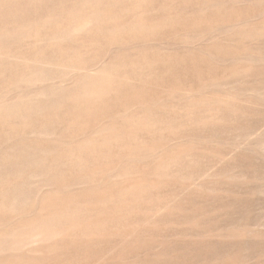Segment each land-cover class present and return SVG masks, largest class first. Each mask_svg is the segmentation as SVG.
Segmentation results:
<instances>
[{
  "label": "rangeland",
  "instance_id": "obj_1",
  "mask_svg": "<svg viewBox=\"0 0 264 264\" xmlns=\"http://www.w3.org/2000/svg\"><path fill=\"white\" fill-rule=\"evenodd\" d=\"M54 33H58L59 37ZM50 35L53 38L51 40ZM46 57H55V61H49ZM43 60L47 61V69L43 66ZM53 61L61 72L54 63L56 68L52 65ZM127 63H132V70ZM119 64L122 67L125 64L123 75ZM38 65L43 66L42 70ZM31 67H40V70L38 68L34 72ZM115 67L118 69H115L118 71L116 74ZM136 67L139 69H135L137 74L146 70L143 77L141 73L136 74L139 79L134 76ZM31 71L34 75H30ZM101 71H105V74L107 71L108 74L114 72L112 80L115 81V87L104 84L102 90L106 91L103 90L105 95L99 96L104 99L100 102L99 97L93 98L95 100H90L93 101L91 106L89 98L82 96L83 91L81 94L78 87L83 83L84 86L89 83L92 85L94 77L99 78ZM125 76L129 79H124ZM85 79L89 80L85 82ZM68 90L71 94L67 93ZM64 91L70 98L63 97ZM188 91L193 94L190 95ZM159 97L168 99L161 101ZM24 98L30 104L21 107L28 102ZM86 100L87 105L84 104ZM174 101L177 103L175 106ZM73 102L78 104L74 105ZM168 108L169 112L173 111L167 112ZM0 110V115H5V118L0 117V162L5 159L14 162L17 158L28 160L17 165L15 174V168H7V165L0 163V176L12 174L17 183L21 182L20 191L23 193L15 201L0 199V204L9 203L13 207L0 209V237L25 222L59 225L69 215L75 216L78 212L77 217L80 216L82 223L80 228L86 231L88 226L87 231L91 227L89 231L96 229L95 233H98V236L87 234L92 245L87 248L81 244L84 250L79 245L81 242L78 243L71 234H66V238L62 237V244H58L60 248L56 246L52 252V243L45 244L44 251L49 248V253L44 252L42 259L30 255L35 258L30 263L38 260L40 264H92L90 262L96 258L93 264H264V0H0ZM22 111L28 116L21 114ZM126 111H129L128 115ZM209 111L211 114L213 112L212 117L216 121L207 119L205 113L210 114ZM178 113L179 116L176 115ZM143 114L146 117L143 119L150 120L154 118L153 115H156V119L140 122ZM196 114L198 117L205 115V120L201 117L204 121L200 122L201 118H196ZM171 116L174 127L171 126ZM6 118L9 121L8 130ZM161 119L169 121L170 125L166 121L161 122ZM23 120L26 124H22ZM17 121L19 125L13 123ZM144 122L148 124H142ZM113 123L120 126L117 128ZM119 123L125 124L121 127ZM150 123L153 125L149 126ZM158 123L159 127L166 123L162 131ZM192 123L196 125L195 128L190 125ZM47 125L51 127L47 128ZM141 125H147V128H140ZM121 128L124 129L119 130ZM115 132L120 134L113 135ZM121 137L124 138L123 145ZM108 138L113 141L116 138V143L112 141L111 144ZM164 139L170 140L166 142ZM84 141L85 144H82ZM99 141H107L108 144L104 142L103 145ZM165 144L170 145L165 147ZM148 150L151 153L153 151L154 155ZM136 152L149 154L144 157L142 153ZM77 155L81 156L79 162L78 157L74 159ZM66 157L73 159L76 165H70L69 159H62L67 162L60 165L61 158ZM41 158L43 160L39 162ZM119 158L121 163L115 162ZM172 158H176L186 168L181 174L177 173L173 177L166 174L167 177L162 178L163 172L168 171H162L160 167L170 164ZM80 161L85 164L78 169ZM50 162L56 164L54 170ZM66 163H69V167ZM89 166L91 170H88ZM171 168L172 165L168 170ZM153 171L159 177L154 176ZM100 172L104 174L100 175ZM120 172L124 175L121 176ZM81 176L82 179H79ZM97 176H104L100 178L103 183L97 181ZM87 178L93 179V182ZM195 179L196 182H193ZM137 185L139 189L142 186L148 189L143 187L138 191ZM151 186L155 187L151 189ZM141 190H146L142 192L146 195L141 197ZM130 193L137 194L133 196ZM133 197H140L141 200L135 201ZM106 199L109 200L105 205ZM112 202L115 203L113 207ZM112 208L114 211L110 212ZM119 216L121 219L124 217L122 221ZM100 223L105 225H102L105 230ZM66 239L75 243H68ZM72 245L76 248L75 252ZM12 254L9 251L2 252L0 260H6V257L12 260L15 256L31 258L26 250L15 252L13 257H9ZM73 254L79 257L75 258Z\"/></svg>",
  "mask_w": 264,
  "mask_h": 264
},
{
  "label": "bare ground",
  "instance_id": "obj_2",
  "mask_svg": "<svg viewBox=\"0 0 264 264\" xmlns=\"http://www.w3.org/2000/svg\"><path fill=\"white\" fill-rule=\"evenodd\" d=\"M86 13H87V12H86ZM88 14H89V12H88ZM90 16H92V15H90ZM133 24H134V23H133ZM135 26H136V25H135ZM140 26H142V25H140ZM143 26H144V28H145V25H143ZM49 27H50V26H49ZM128 27H129V25H128ZM130 27H132V26H131V23H130ZM136 27H137V26H136ZM136 27H134V28H136ZM47 29H49L48 26H47ZM65 29H66V28H65ZM65 29H64V30H65ZM137 29H138V28H137ZM139 29H140V28H139ZM141 29H142V28H141ZM145 29H146V28H145ZM37 30H38V29H37ZM42 30H43V29H42ZM142 31H143V30H142ZM67 32H68V31H67ZM32 33H33V32H32ZM61 33H62V32H61ZM61 33H60V34H61ZM33 34H34V33H33ZM40 34H41V33H40ZM133 34H134V33H133ZM136 34H137V33H136ZM29 35H30V34H29ZM31 35H32V34H31ZM54 35H55V33H54ZM56 35L58 36V33H57ZM56 35H55V36H56ZM50 36H51V37H50L49 39H50V40L53 39V38H52V35H50ZM38 37H40V35H39ZM45 37H46V35H45ZM48 37H49V35H48ZM58 37H59V36H58ZM33 38H34V37H33ZM42 38H43V37H42ZM47 39H48V38H47ZM48 41H49V40H48ZM122 41H123V40H122ZM122 41H121V42H122ZM123 42H124V41H123ZM42 50H43V49H42ZM39 52H40V51H39ZM36 53H37V52H36ZM51 53H52V52H51ZM39 55H40V54H39ZM39 55H37V56H39ZM41 55H42V54H41ZM59 55H60V54H59ZM55 57H56V56H55ZM55 57H54V59H55ZM58 57H59V56L57 55L56 58H58ZM36 58H37V57H36ZM46 58H47V57H46ZM46 58H44V59H46ZM67 58H68V57H67ZM12 59H17V58L12 57ZM21 59H23V58H21ZM38 59L40 60L41 58L38 57ZM42 59H43V58H42ZM47 59H48V58H47ZM47 59H46V60H47ZM51 59H52V58H51ZM51 59H48V60H49V61L54 60V59H52V60H51ZM46 60H45V61H44V60L42 61V62H44V63H43V64H44L43 66H45V69H47V68H46V65H45V62H47ZM56 60H57V59H56ZM67 60H68V59H67ZM20 61H21V60H20ZM35 61H37V60H35ZM54 61H55V60H54ZM54 61L52 62V65H53V63L55 64ZM58 61H59V63H60V60H59V59H58ZM109 61H110V60H109ZM56 62H57V61H56ZM68 62H70V61H68ZM132 62H133V61H132ZM105 63H106V62H105ZM114 63H115V62H114ZM118 63H119V62H118ZM118 63H117V64H118ZM129 63H130V62H129ZM129 63H127V65H130V66H131L132 63H131V64H129ZM136 63H138V62H135V64H136ZM155 63H156V62H155ZM46 64H47V63H46ZM48 64L51 65V62H48ZM48 64H47V65H48ZM121 64H122V63H121ZM55 65H56V64H55ZM55 65H53V66L55 67ZM112 65H114V64H112ZM138 65H139V64H138ZM148 65H151V63L148 64ZM38 66H40V65H38ZM43 66H42V67H43ZM53 66H52V67H53ZM60 66H62V65H60ZM107 66H109V65H107ZM124 66H125V64H123V67H124ZM132 66H133V65H132ZM132 66H131V67H132ZM146 66H147V65H146ZM40 67H41V66H40ZM40 67H37V69L39 68V70H40ZM42 67H41V70H42ZM56 67H57V65H56ZM56 67H55V68H56ZM70 67H71V66H70ZM72 67H73V66H72ZM95 67H96V66H95ZM119 67L121 68L120 71H121V73H122V75H123V71H122V68H123V67L120 66V64H119ZM131 67H130V69L132 70L133 67H132V68H131ZM143 67H144V66H143ZM149 67H150V66H149ZM149 67H148V68H149ZM31 68H32V67H31ZM31 68H30V69H31ZM33 68H34V67H33ZM33 68H32V69H33ZM48 68H50V67H48ZM57 68H58V67H57ZM59 68H60V67H59ZM59 68H58V71H59ZM65 68H66V67H65ZM65 68H64V69H65ZM77 68H78V67H77ZM111 68H113V67L111 66ZM120 68H119V69H120ZM124 68H126V67H124ZM144 68H146V67H144ZM151 68H154V67H151ZM35 69H36V68H35ZM35 69H33L32 71H34ZM37 69H36V70H37ZM52 69H53V68H52ZM67 69H68V68H67ZM73 69H74V67H73ZM96 69H99V68H96ZM106 69L109 71L108 68H106ZM115 69L118 70L116 67L114 68V70H115ZM135 69H138V68H137V67L134 68V72H135V75H134V76H135V77H138V76H136V74H137L136 71H137V70L135 71ZM53 70L55 71V69H53ZM101 70H102V67H101ZM116 70L114 71L115 73L113 72L114 74H116V72H118V71H116ZM138 70H139V69H138ZM140 70H141V69H140ZM27 71H28V70H27ZM32 71H31L30 75L33 74ZM50 71H51V70H50ZM54 71H53V72H54ZM62 71H63V70H62ZM99 71H100V70H99ZM108 71H107L106 74L104 73L105 71H103V72L101 71L102 74L99 75V78L94 77V78H95V81H93V80H92L93 78H92L91 81H93V82L89 81V82L92 83V85H90V83L88 82L89 85H87V84L85 83L86 85L84 86V83H83L82 86L85 87L84 90H82V89H83L82 86H80V87H82V88L78 87V88H79V91L81 90V91H80L81 94H82V91H83L82 96L84 95L85 97H87V99L89 98V101H90V100H93V98L96 99V98L99 97V96H104V95H105L104 93L106 92L104 89H103V90H104L105 92L102 90L104 84H107V85H109V86H113V83L115 82L114 80H112V74H113V73H110V72L113 71V70H111V71L109 72V74H108ZM125 71H126V70H125ZM125 71H124V72H125ZM141 71L143 72V70H141ZM141 71L138 72V74L141 73V74H142L141 77H143V76H144V73L146 72V70H145L144 73H142ZM34 72H35V71H34ZM48 72H49V71H48ZM51 72H52V71H51ZM56 72H57V71H56ZM56 72H55V73H56ZM59 72H61V70H60ZM63 72H64V71H63ZM74 72H75V71H74ZM127 72H129V71L127 70ZM130 72H131V74H132V71H130ZM57 73H58V72H57ZM68 73H69V71H68ZM97 73H98V71H97ZM97 73H95V74H97ZM119 73H120V72H119ZM121 73H120V74H121ZM70 74H71V73H70ZM70 74H69V75H70ZM127 74H128V73H127ZM127 74H126V75H127ZM129 74H130V73H129ZM138 74H137V75H138ZM33 75H34V74H33ZM65 75H67V73H66ZM65 75H64V76H65ZM69 75H68V76H69ZM81 75H82V74H81ZM118 75H119V74H118ZM122 75H120V76H122ZM124 75H125V74H124ZM93 76H94V75H93ZM95 76H97V75H95ZM116 76H117V75H116ZM116 76H115V77H116ZM127 76H128V75H127ZM127 76H125L126 78H124V79H129ZM129 76H130V75H129ZM85 77H86V76H85ZM87 77H89L88 74H87ZM131 77H133V76H131ZM131 77H130V79H132ZM146 77H147V76H146ZM81 78L84 79V77H81ZM81 78H80V79H81ZM72 79H73V78H72ZM110 79H111L112 81H110ZM113 79H114V75H113ZM117 79H118V77H117ZM138 79H139V77H138ZM88 80H89V79H88ZM88 80L85 79V82H87ZM115 80H116V79H115ZM120 80H122V79H120ZM143 80H144V79H143ZM72 81H73V80H72ZM124 81H125V80H124ZM132 81H133V80H132ZM134 81H136V80H134ZM213 81H214V80H213ZM220 81H221V80H220ZM220 81H219V83H220L219 86L221 87V82H220ZM222 81L224 82L225 80H222ZM235 81H236V80H235ZM235 81H234V82H235ZM79 82H80V81H79ZM81 82H82V81H81ZM125 82H126V81H125ZM127 82H128V80H127ZM137 82H138V81H137ZM137 82H135V83H137ZM234 82H233V83H234ZM75 83H76V84L78 83L77 80H76ZM130 83H131V81H129V84H130ZM133 83H134V82H133ZM204 83H205V82H204ZM204 83H203L202 85H204ZM211 83H212V82H211ZM209 84H210V83H209ZM222 84H223V83H222ZM227 84H228V82H227ZM230 84H231V83H230ZM62 85H63V84H62ZM74 85H75V84H74ZM74 85H73L72 88H74ZM117 85H118V84H117ZM205 85H206V84H205ZM207 85H208V84H207ZM213 85H214V84H213ZM215 85H216V84H215ZM217 85H218V83H217ZM210 86H211V85H210ZM224 86H225V85H224ZM64 87H65V86H64ZM68 87H69V86H68ZM68 87H67V89H69ZM113 87H115V85H114ZM113 87H112V88H113ZM116 87H117V86H116ZM199 87H201V86H199ZM204 87L206 88V86H204ZM72 88H70V89H72ZM76 88H77V87L75 86V89H76ZM120 88H121V86H120ZM64 89L66 90V88H64ZM105 89H107V88H105ZM198 89H199V88H198ZM201 89H202V88H201ZM201 89H200V90H201ZM260 89H261V88H260ZM60 90H61V89H60ZM76 90H77V89H76ZM257 90H259V89H257ZM66 91H67V90H66ZM73 91H74V90H73ZM112 91L114 92L113 89H112ZM129 91H130V90H129ZM174 91H177V90H174ZM195 91L198 92L197 89H195ZM195 91H192V92H195ZM64 92H65V91H64ZM64 92H63V93H64ZM76 92H77V91H74V93H76ZM110 92H111V90H110ZM188 92L190 93V95L193 94V93H191V91H188ZM196 92H195V93H196ZM67 93H70L69 90H68ZM67 93L65 92L64 95H63V97L67 96V99H68V97L70 98V95H69V94H68L69 96L66 95ZM168 93H169V92H168ZM177 93H179V92L177 91ZM185 93H186V92H185ZM60 94H61V93H60ZM70 94H71V93H70ZM72 94H73V92H72ZM103 94H104V95H103ZM174 94H175V93H174ZM179 94H180V93H179ZM120 95H121V94H120ZM172 95H173V94H172ZM172 95H171V96H172ZM197 95H198V94H197ZM71 96L73 97L74 95H71ZM80 96H81V95H80ZM118 96H119V95H118ZM167 96H168V95H167ZM171 96H170V97H171ZM185 96H187V95H185ZM192 96H193V95H192ZM199 96H200V95H199ZM105 97H107V95H106ZM160 97H161V96H160ZM160 97H159V98H160ZM168 97H169V96H168ZM182 97H183V96H182ZM195 97H197V96H195ZM60 98H62V96H60ZM90 98H91V99H90ZM99 98H100V97H99ZM99 98H97V99H99ZM102 98H103V97H101V98L99 99L100 102H102V101H101ZM159 98H157V99L159 100ZM162 98H163V97H162ZM200 98H201V97H200ZM19 99L21 100V97H20ZM19 99H17V100H19ZM24 99H25V98H24ZM34 99H35V98H34ZM37 99H38V98H37ZM39 99H41V98H39ZM46 99H47V98H46ZM51 99H52V98H51ZM79 99H80V98H79ZM81 99H83V98H81ZM81 99H80V100H81ZM85 99H86V98H85ZM95 99H94V100H95ZM103 99H104V98H103ZM108 99H109V98H108ZM144 99H145V98H144ZM160 99H161V98H160ZM166 99H168V98L166 97ZM166 99H163V100H166ZM170 99H171V98H170ZM170 99H169V100H170ZM174 99H175V96H174ZM179 99H182V98H179ZM221 99H222V98H221ZM223 99H224V98H223ZM17 100H16V101H17ZM25 100H26V99H25ZM27 100H28V99H27ZM27 100H26V101H27ZM30 100H31V99H30ZM94 100H93V101H94ZM99 100H97V101H99ZM136 100H138V99H136ZM163 100L161 99V101H163ZM198 100H199V99H198ZM202 100H203V99H202ZM21 101H22V100H21ZM40 101H43V100H40ZM68 101H70V100H68ZM87 101H88V100H86V101L84 102V104H86ZM93 101H92V102L90 101L89 104H90V103H93ZM97 101H95V104H96V105H98V104L96 103ZM178 101H179V100H178ZM199 101H200V100H199ZM224 101H225V100H224ZM29 102H30V101L28 100V102H26V105H23V104H22L21 107L27 106L28 104H30ZM60 102H61V101H60ZM74 102H75V101H74ZM74 102H73V104H74ZM77 102L79 103L80 101H77ZM77 102H76V103H77ZM134 102H135V101H134ZM142 102H143V101H141V103H142ZM39 103H40V102H39ZM65 103H66V101H65ZM70 103H71V101H70ZM76 103H75V104H76ZM78 103H77V104H78ZM98 103H99V102H98ZM171 103H172V102H171ZM210 103H211V102H210ZM24 104H25V103H24ZM41 104H43V102H41ZM68 104H69V103H68ZM75 104H74V105H75ZM77 104H76V105H77ZM80 104H81V102H80ZM82 104H83V102H82ZM101 104H102V103H101ZM133 104H134V103H133ZM175 104H177V103H175V101H174L173 106H175ZM218 104H219V103H218ZM4 105H6V104H4ZM4 105H3V106H4ZM86 105H87V104H86ZM86 105H85V106H86ZM90 105H91V104H90ZM96 105H95V106H96ZM134 105H135V104H134ZM152 105H153V104H151V107H152ZM168 105H171V104H168ZM182 105H183V104H182ZM186 105L189 106L188 104H186ZM36 106H37V104H36ZM39 106H40V105H39ZM91 106H92V105H91ZM98 106H99V105H98ZM136 106H137V105H136ZM136 106H135V107L133 106V108H136ZM138 106H139V105H138ZM144 106H145V103H144ZM149 106H150V105H149ZM166 106H167V105H166ZM179 106L182 107L181 105H179ZM184 106H185V105H184ZM28 107H29V106H28ZM28 107H27V108H28ZM55 107H56V106H55ZM60 107H62V106H60ZM96 107H97V106H96ZM164 107H165V106H164ZM164 107H163V108H164ZM177 107H178V106H177ZM180 107H179V108H180ZM189 107H191V106H189ZM27 108H14V109H18V110L23 109V110H24V109H27ZM30 108H31V105H30ZM30 108H28V110H29ZM36 108H37V107H36ZM40 108H41V107H40ZM53 108H54V107H53ZM57 108H58V107H57ZM170 108H171V107H170ZM170 108H168L169 110H167V112L170 111ZM172 108H173V107H172ZM183 108H184V107H183ZM187 108H188V107H187ZM191 108H192V107H191ZM2 109H3V107H2ZM96 109H97V108H96ZM127 109H128V108H127ZM160 109H162V108H160ZM177 109H178V108H177ZM177 109H175V110H177ZM181 109H182V108H181ZM185 109H186V108H185ZM4 110H5V109H4ZM128 110H129V109H128ZM145 110L147 111L146 107H145ZM171 110H172V109H171ZM179 110H180V109H179ZM1 111H2V110H0V112H1ZM6 111H7V110H6ZM6 111H3V112H6ZM123 111H124V110H123ZM140 111L142 112L143 110H140ZM140 111H139L138 113H141ZM172 111H173V110H172ZM172 111H171V112H172ZM210 111H211V110H210ZM210 111H209V112H210ZM9 112H10V111H9ZM19 112H20V111H19ZM27 112H28V111H27ZM117 112H118V111H117ZM117 112H116V114H117ZM124 112H125V111H124ZM126 112H128V113L126 114V115H128V114H129V111H126ZM148 112H149V111H148ZM152 112H153V111H152ZM155 112H156V110H155ZM171 112H169V113H171ZM177 112L180 113V111H177ZM209 112H208V113H209ZM119 113H121V112H119ZM119 113H118V116H117L118 118L120 117V116H119ZM143 113H144V112H143ZM153 113H154V112H153ZM156 113H158V112H156ZM159 113H160V111H159ZM162 113H163V109H162ZM169 113H168L167 116L170 115ZM179 113L176 114V115L179 116ZM198 113H199V112H198ZM214 113H215V112H214ZM6 114H7V113H6ZM21 114H24V115L28 116L26 113H23V111H22ZM123 114H124V113H123ZM141 114H142V113H141ZM141 114L138 115V116H141ZM151 114H152V113H151ZM163 114H166V112L163 113ZM173 114H174V113H172V116H174ZM185 114H186V113H185ZM187 114H189V113H187ZM199 114H204V113H199ZM19 115H20V114H19ZM113 115H114V114H113ZM121 115H122V113H121ZM180 115H181V114H180ZM197 115H198V114H196L195 117H196ZM205 115H206L207 119H209V120H210V119H214V118L212 117L213 112H212V114H211V112H210V114H206V113H205ZM205 115H204V117H203L202 115H200L199 117L197 116V117H198L199 119H200L201 117H203L204 120H205ZM2 116H3V115H2ZM2 116L0 115V117H2ZM16 116H17V115H16ZM124 116H125V115H124ZM124 116H122V117H124ZM143 116H145V115H144V114L142 115L141 121L139 120V118H136V119L139 120L140 122H142V120H148V119H143V118H146V117H143ZM146 116H148V115H146ZM153 116H154V118H155L156 115H153ZM157 116L159 117V116H161V115H160V114H159V115L157 114ZM172 116H171V118H172V122H171L172 125H171V126L174 127V124H173L174 119H173ZM183 116H184V114H183ZM189 116H190V114H189ZM3 117L5 118V115H4ZM6 117H7V116H6ZM10 117H11V116H10ZM17 117H19V116H17ZM17 117H16V118H12V119H17ZM105 117H106V116H105ZM107 117L109 118L110 116L107 115ZM129 117H130V116H129ZM129 117H128V120L130 119ZM135 117H137V116H134V118H135ZM161 117H162V116H161ZM175 117H176V116H175ZM175 117H174V118H175ZM181 117H182V116H181ZM181 117H179V119H180ZM185 117H186V115L184 116V118H185ZM187 117H188V116H187ZM197 117H196V118H197ZM24 118H26V117H24ZM108 118H106V119H108ZM115 118H116V117H115ZM115 118L113 117V119H115ZM147 118H148V117H147ZM154 118H152V119L154 120ZM164 118H165V116H164ZM176 118H178V117H176ZM176 118H175V121L177 122ZM2 119H3V118H2ZM8 119H9V117H8ZM110 119H112V118H110ZM126 119H127V118H126ZM126 119H125V120H126ZM136 119H135V120H136ZM149 119H150V118H149ZM152 119H150V120H152ZM155 119H156V118H155ZM162 119H163V117H162ZM162 119H161V122H165V121H166V120H165V121H162ZM167 119H168V118H167ZM179 119H178V120H179ZM0 120H1V119H0ZM108 120H109V119H108ZM150 120H148V122H149ZM163 120H164V119H163ZM181 120H182V118H181ZM181 120H180V121H181ZM193 120H194V119H193ZM195 120H196V119H195ZM202 120H203V119L201 118V119H200V122H201ZM204 120H203V121H204ZM6 121H7V118H6ZM6 121H5V123H6ZM10 121H11V120H10ZM14 121H16V120H14ZM20 121H22L21 118H20ZM106 121H107V120H106ZM111 121H114V120H111ZM130 121H131V120H130ZM132 121H133V116H132ZM156 121H157V120H156ZM156 121H155V123H156ZM180 121H179V122H180ZM184 121H185V120H184ZM207 121H208V120H207ZM214 121H216V120L214 119ZM0 122H1V121H0ZM7 122H8V123H7V125H8V124H9V121H7ZM11 122H12V121H11ZM97 122H98V121H97ZM117 122H118V121H117ZM123 122H126V121L123 120ZM128 122H129V121H128ZM134 122L137 123L136 121H134ZM148 122H144V123H142V124H145V123L148 124ZM151 122H152V121H151ZM158 122H159V121H158ZM166 122H167V121H166ZM168 122H169V121H168ZM168 122H167V124H168ZM191 122H192V120H191ZM194 122H195V121H193V123H194ZM13 123H14V124H17V125L20 124V123L18 124V121H17L16 123H15V122H13ZM94 123H95V122H94ZM114 123H116V122H114ZM114 123H113V124H114ZM193 123L190 124V125H194ZM196 123H198V121H197ZM196 123H195V124H196ZM2 124H3V123H2ZM14 124H13V127H14ZM22 124H26V123H24V120H23V123H22ZM46 124H47V123H46ZM46 124H45V125H46ZM119 124H122V123H119ZM124 124H125V123H124ZM124 124H122L121 127H123ZM131 124H133V123H131ZM164 124H166V123H164ZM164 124H162L161 127H159V123H158V128L161 129L160 131H162V126H163ZM183 124H184V123H183ZM188 124H189V123H188ZM10 125H11V124H10ZM98 125H101V124H98ZM116 125H117V124H116ZM116 125L114 124V126H116ZM138 125H140V124L138 123ZM138 125H136V127H137ZM152 125H153V124L150 123L149 126H152ZM156 125H157V123H156ZM168 125H170V124H168ZM211 125H212V124H211ZM0 126H1V125H0ZM47 126H48V125H47ZM49 126H50V125H49ZM49 126H48L47 128H49ZM109 126H110V125H109ZM114 126H112V129H113V130H114V128H115ZM118 126H120V125H117V128H118ZM125 126H126V125H125ZM129 126H130V125H129ZM146 126H147V125H146ZM146 126H145V127H146ZM154 126H155V124H154ZM171 126H170V127H171ZM184 126H185V125H184ZM195 126H196V125H194V128H195ZM7 127H9V125L6 126V129L8 130ZM13 127H12V128H13ZM19 127H20V126H19ZM19 127H18V128H19ZM50 127H51V126H50ZM101 127H102V125H101ZM107 127H108V126H107ZM113 127H114V128H113ZM127 127H128V126H127ZM141 127H142V128H145V127H143L142 125L140 126V128H141ZM1 128H2V127H1ZM21 128H22V127H21ZM43 128H45V127H42V129H43ZM47 128H46V130H47ZM104 128H105V127H104ZM117 128H116V129H117ZM146 128H147V127H146ZM158 128H156V129H158ZM166 128H167V127H166ZM196 128L199 129L198 126H197ZM213 128H214V127H213ZM13 129H14V128H13ZM22 129L24 130V127H23ZM40 129H41V128H40ZM42 129H41L40 131H43ZM92 129H94V128L92 127ZM97 129H98V128H97ZM102 129H103V128H102ZM105 129H106V128H105ZM105 129H104V130H105ZM122 129H124V128H121V129H119V130H122ZM169 129H170V128H169ZM171 129H172V128H171ZM191 129H192V128H191ZM198 129H197V130H198ZM200 129H201V128H200ZM3 130H4V129H3ZM7 130H4V131L7 132ZM10 130H12V129H10ZM15 130H16V129H15ZM50 130H51V129H50ZM98 130H99V129H98ZM109 130H110V129H109ZM165 130H166V129H164V131H165ZM167 130H168V128H167ZM192 130H194V129H192ZM192 130H190V132H192ZM195 130H196V129H195ZM197 130H196V131H197ZM214 130H215V129H214ZM38 131H39V130H37V132H38ZM91 131H92V130H91ZM107 131H108V130H107ZM107 131H106V132H107ZM114 131H116V130H114ZM151 131H152V130H151ZM157 131H159V130H157ZM204 131H205V130H204ZM204 131H203V132H204ZM12 132H14V131H12ZM16 132H19V130L16 131ZM34 132H35V131H34ZM48 132H51V131L48 130ZM82 132H84V131H82ZM82 132H81V133H82ZM89 132H90V131H89ZM94 132H95V130H94ZM112 132H113V131H112ZM112 132H110V135H111V136H112V134H111ZM121 132H122V131H121ZM134 132H135V131H134ZM194 132H195V131H194ZM198 132H199V130H198ZM200 132H201V131H200ZM51 133H52V132H51ZM84 133H85V132H84ZM107 133H109V132H107ZM118 133L120 134V132H118ZM118 133L115 132L113 135L118 134ZM192 133H193V132H192ZM192 133H191V134H192ZM204 133H205V132H204ZM218 133H219V132H218ZM7 134H8V133H7ZM93 134H94V133H93ZM103 134H105V133H103ZM131 134H133V131H132ZM178 134H179V133H178ZM193 134H194V133H193ZM201 134H203V133L201 132ZM9 135H10V133H9ZM81 135H82V134H81ZM194 135H195V134H194ZM85 136H86V135H85ZM95 136H96V135H95ZM97 136H99V135H97ZM102 136H103V135H102ZM118 136H119V135H118ZM121 136H122V135H121ZM175 136H176V139H177V134H175ZM178 136H179V135H178ZM189 136H190V135H189ZM10 137H11V135H10ZM82 137H83V135H82ZM82 137H81V138H82ZM105 137H107V136H105ZM112 137H114V136H112ZM165 137H166V136H165ZM165 137H164V138H165ZM170 137H171V136H169V138H170ZM90 138H92V137H90ZM90 138H89V139H90ZM173 138H175V137H173ZM179 138H181V137H179ZM95 139H96V138H95ZM99 139L101 140V138H99ZM104 139H105V138H104ZM108 139H110V138H108ZM115 139H116V138H114V141H113V139H112V140L110 139V140H111L110 143H111L112 141H113L114 143H116V142H115ZM118 139H119V138H118ZM122 139H124V138L121 137V143H122ZM176 139H175V141H176ZM97 140H98V138H97ZM164 140L167 142V140H170V139H164ZM178 140H179V139H178ZM86 141H87V138H86ZM92 141H93V140H92ZM102 141H103V140H102ZM117 141H118V140H117ZM143 141H144V140H143ZM143 141H142V143H144ZM145 141H146V140H145ZM154 141H155V140H154ZM171 141H172V140H171ZM94 142H95V141H94ZM104 142H105V141H104ZM104 142H103V143H104ZM108 142H109V141H108ZM156 142H157V141H156ZM163 142H164V141H163ZM178 142H179V141H178ZM89 143H90V142H89ZM97 143H98V142H97ZM99 143H100V141H99ZM101 143H102V142H101ZM101 143H100V144H101ZM103 143H102V144H103ZM105 143H107V141H106ZM117 143H118V142H117ZM145 143H146V142H145ZM161 143H162V142H161ZM173 143H175V142L173 141ZM179 143H180V142H179ZM82 144H85V141H84V143H82ZM91 144H94V143H91ZM107 144H108V143H107ZM111 144H112V143H111ZM148 144H149V143H148ZM156 144H157V143H156ZM159 144H160V143H159ZM170 144H171V142H170ZM170 144H169V145H170ZM176 144H178V143L176 142ZM176 144H175V145H176ZM80 145H81V144H80ZM103 145H104V144H103ZM121 145H123V143H122ZM124 145H125V144H124ZM146 145H147V144H146ZM157 145H158V144H157ZM161 145H163V144H161ZM169 145L165 144V147H166V146H169ZM182 145H183V144H182ZM78 146H79V145H78ZM100 146H101V145H99V147H100ZM147 146H150V145H147ZM159 146H160V145H159ZM163 146H164V145H163ZM172 146H173V145H172ZM80 147H81V149H82V146H80ZM90 147H91V145H90ZM94 147H96V145H95ZM101 147H103V146H101ZM119 147H120V140H119ZM184 147H185V146H184ZM73 148H77V147H73ZM78 148H79V147H78ZM92 148H93V147H92ZM92 148H90V149L92 150ZM117 148H118V147H117ZM177 148H178V147H177ZM60 149H61V148H60ZM63 149H64V148H63ZM83 149H84V148H83ZM90 149H88V150H90ZM120 149H121V148H120ZM166 149H167V148H166ZM166 149H165V150H166ZM77 150H78V149H77ZM79 150H80V149H79ZM91 150H90V151H91ZM158 150H159V149H158ZM182 150H183V149H182ZM186 150H187V149H186ZM61 151H63V150H61ZM67 151H71V150H70V149H67ZM67 151H66V152H67ZM72 151H73V150H72ZM86 151H87V150H86ZM93 151H94V150H93ZM132 151H133V150H132ZM148 151H149V153H151V150H148ZM156 151H157V150H156ZM159 151H160V150H159ZM163 151H164V150H163ZM177 151H178V150H177ZM179 151H180V150H179ZM179 151H178V152H179ZM188 151H189V150H188ZM190 151H191V149H190ZM59 152H60V150H59ZM59 152H58V153H59ZM91 152H92V151H91ZM96 152H97V151H96ZM130 152H131V151H130ZM142 152H143V151H142ZM142 152H141V153H142ZM172 152H173V151H171V153H172ZM180 152H181V151H180ZM185 152L187 153V151H185ZM64 153H65V151H64ZM76 153H79V152H76ZM117 153H118V152H117ZM127 153H128V152H127ZM127 153H125V154H127ZM136 153H137V152H136ZM139 153H140V152H139ZM139 153H137V154H139ZM141 153H140V154H141ZM143 153H144V152H143ZM143 153H142V155H143ZM145 153H146V152H145ZM149 153H147V155H146V154H144V155H145V156H148ZM152 153H153V151H152ZM152 153H151V154H152ZM189 153H190V152H189ZM194 153H196V152H194ZM67 154H68V153H67ZM94 154H95V153H94ZM98 154H99V153H98ZM122 154H123V153H122ZM125 154H124V155H125ZM128 154H129V153H128ZM131 154H132V153H131ZM51 155L53 156V154H51ZM57 155H58V154H57ZM144 155H143V156H144ZM152 155H154V154H152ZM55 156H56V155H55ZM122 156H123V155H122ZM130 156H132V155H130ZM133 156H134V155H133ZM135 156H136V155H135ZM138 156L140 157V155H138ZM138 156H137V158H138ZM145 156H144V157H145ZM189 156H190V155H189ZM192 156H193V155H191L190 158H192ZM77 157H78V155H77L76 157H74V159L77 158ZM80 157H81V156H79V157L77 158L78 162H79ZM141 157H142V156H141ZM141 157H140V158H141ZM164 157H166V156H164ZM168 157H169V156H168ZM183 157L185 158V157H186V154H184ZM183 157H182V158H183ZM187 157H188V155H187ZM194 157H195V156H194ZM4 158H6V157H4ZM25 158H26V157H25ZM37 158H38V157H37ZM37 158H36V159H37ZM115 158H116V157H115ZM126 158H127V157H126ZM142 158H143V157H142ZM159 158H160V157H159ZM159 158H157V159H159ZM177 158H178V157H177ZM184 158H183V159H184ZM8 159H10V158L8 157ZM49 159H50V158H49ZM62 159H69V162H71L70 165H74V164L76 165V162L74 163V162L72 161L73 159L71 160L69 157H66V158H61V160L59 159V160L62 162V163H60V165L62 164V166H63V163L67 162V160H65V162H63ZM121 159H122V158H121ZM124 159H125V158H124ZM145 159H146V158H145ZM157 159H156V160H157ZM167 159H168V158H167ZM195 159H196V158H195ZM10 160H11V159H10ZM31 160H32V159H31ZM40 160L42 161L43 158L39 159L38 161L41 162ZM81 160H83V159H81ZM84 160H85V159H84ZM154 160H155V159H153V161H154ZM168 160H169V159H168ZM170 160H171L170 164H167V165L165 164L164 166H161V167H160V168L162 169V171H163V170L168 171L167 173H164V172H163V176H162V172H161L160 177H161V176H162V178H163V177H167V176H165L166 174H170L171 176H172V175L174 176L175 174L182 172V171L184 170V168H186V167H184V165H183L182 163L177 162V161H176V160H177L176 158H174V159L172 158V159H170ZM172 160H173V161H172ZM174 160H175V161H174ZM178 160L180 161L181 159H178ZM185 160H187V159H185ZM193 160H194V159H193ZM27 161H28V160L23 161L22 159L19 160V158H17V160L15 159L14 162H10V161L7 162V160L5 159V161L2 160L0 163H1V164H4V165H7V166H6L7 168H12V169L15 168V170H14V172H13V174H15V173H16L17 165H19V164H23V163H27ZM36 161H37V160H36ZM36 161H35V162H36ZM44 161H45V160H44ZM44 161H43V162H44ZM60 161H59V162H60ZM95 161L98 162L97 159H96ZM191 161H192V159H191ZM97 162H96V163H97ZM99 162H100V161H99ZM115 162H120V158H119L118 161L116 160ZM155 162H156V161H155ZM158 162H159V161H158ZM167 162H168V161H167ZM181 162H182V161H181ZM183 162H184V160H183ZM185 162H186V161H185ZM188 162H189V161H187V164H188ZM195 162H196V161H194V163H195ZM36 163H37V162H36ZM52 163H53V165H52ZM52 163L50 162V164H51L53 167H54V165L57 164L56 161H55L56 164H55L54 162H52ZM96 163H95V164H96ZM120 163H121V162H120ZM123 163H124V162H123ZM192 163H193V162H192ZM32 164L34 165L35 163H32ZM32 164H30V165H32ZM41 164H42V163H41ZM66 164H67V166L69 165V163H66ZM66 164H64V165H66ZM80 164H81V166H79L78 169L81 168L82 165L85 164V163H82V161H80ZM86 164H89V163L86 162ZM95 164H94V165H95ZM99 164H101V163H99ZM157 164H158V163H157ZM181 164H182V165H181ZM184 164H185V163H184ZM189 164H190V163H189ZM13 165H15L16 167H14ZM30 165H29V166H30ZM39 165H40V164H39ZM39 165H38V166H39ZM42 165H43V164H42ZM48 165H49V164H48ZM90 165H91V163H90ZM92 165H93V164H92ZM117 165H118V164H117ZM155 165H156V164H155ZM171 165H172L171 170H168V168H169ZM193 165H194V164H193ZM193 165H192V166H193ZM29 166H28V167H29ZM86 166H87V165H86ZM119 166H120V165H119ZM133 166H134V165H133ZM157 166H158V165H157ZM40 167H41V165H40ZM46 167H47V165H46ZM68 167H69V166H68ZM68 167H67V169H68ZM94 167H97V165L94 166ZM98 167H99V166H98ZM130 167H131V166H130ZM135 167H136V165H135ZM25 168H26V167H25ZM30 168H31V167H30ZM30 168H28V170H29ZM50 168H51V167H50ZM55 168H56V167L52 168V170H54ZM70 168H71V167H70ZM70 168H69V169H70ZM76 168H77V167H76ZM82 168H83V167H82ZM85 168H86V167H85ZM85 168H84V169H85ZM114 168H115V167H113V171H112V172H114ZM133 168H134V167H133ZM137 168H138V167H137ZM155 168H157V167L155 166ZM155 168H154V169H155ZM64 169H65V168H64ZM72 169L74 170V168H72ZM89 169H90V166H89L88 170H89ZM96 169H97V168H96ZM105 169H106V168H105ZM116 169H117V168H116ZM124 169H125V168H124ZM124 169H122V170H124ZM134 169H135V168H134ZM166 169H167V170H166ZM189 169H190V168H189ZM198 169H199V168H198ZM200 169H202V168H200ZM38 170H39V169H38ZM38 170H37V171H38ZM40 170H42V169H40ZM43 170H44V169H43ZM90 170H91V169H90ZM100 170H101V169H100ZM109 170H110V169H109ZM126 170H128V167H127ZM155 170H156V169H155ZM157 170L159 171L160 169H157ZM157 170H156V171H157ZM187 170H188V169H187ZM26 171H27V168H26ZM37 171H36V172H37ZM56 171H58V170H56ZM65 171H66V170H65ZM68 171H69V170H68ZM71 171H72V170H71ZM80 171H82V170H80ZM80 171H79V173H80ZM86 171H87V170H86ZM98 171H99V170H98ZM98 171H96V172L99 173ZM132 171L135 172V170H133V169H132ZM160 171H161V170H160ZM160 171H159V172H160ZM170 171H171V172H170ZM195 171H196V170H195ZM200 171H201V170H200ZM22 172H23V171H22ZM24 172H25V171H24ZM36 172H35V173H36ZM49 172H50V171H49ZM90 172H91V171H90ZM90 172H89V173H90ZM96 172H95V173H96ZM103 172L105 173L104 170H103ZM108 172H109V171H108ZM124 172H126V171H124ZM127 172H128V171H127ZM130 172H131V171H129V173H130ZM153 172H154V171H153ZM205 172H206V171H205ZM205 172H204V173H205ZM20 173H21V172H20ZM40 173L42 174L43 172H40ZM45 173H46V172H45ZM52 173H53V172H52ZM97 173H96V175H97ZM100 173H101L100 175L104 174V173H102V172H100ZM120 173H121V172H120ZM154 173H155V172H154ZM198 173H199V172H198ZM204 173H203V176H205ZM50 174H51V173H50ZM53 174H54V173H53ZM84 174H85V173H83L82 175H84ZM108 174H112V173H108ZM131 174H133V173L131 172ZM180 174H181V173H180ZM193 174H194V173H193ZM193 174H192V175H193ZM206 174H207V173H206ZM89 175H90V174H89ZM89 175H88V176H89ZM94 175H95V174H94ZM94 175H92V176L94 177ZM98 175H99V174H98ZM117 175H118V172H117ZM119 175H120V174H119ZM122 175H124V173H123V174L121 173V176H122ZM126 175H127V174H126ZM126 175H125V176H126ZM128 175H129V174H128ZM155 175H157V174L155 173L154 176H155ZM195 175H196V174H195ZM84 176H85V175H84ZM90 176H91V175H90ZM104 176H105V175H104ZM104 176H101V177H100V176H97V177H99V179H97V181L99 182L100 178H102V177L104 178ZM154 176H153V178H154ZM157 176L159 177V175H157ZM173 176H172V177H173ZM181 176H184V175H181ZM208 176H209V175H208ZM13 177H14V176H13L12 174H10V173H9V175H2V176H0V199H5V198H6V199L9 200V201H15L20 195H23L22 191H20V190H21V186H20V185H22L21 182H20V183H17L16 180H15ZM15 177H16V176H15ZM52 177H53V176H52ZM158 177H157V178H158ZM199 177H200V176H199ZM201 177H202V176H201ZM201 177H200V178H201ZM19 178H22V176L19 177ZM90 178H92V177H90ZM120 178H121V177H120ZM169 178H170V177H169ZM186 178H188V177L186 176ZM77 179H78V178H77ZM79 179H82V176H81ZM87 179H88V178H87ZM118 179H119V178H118ZM122 179H123V181H124V178H122ZM159 179H160V178H159ZM170 179H171V178H170ZM172 179H173V178H172ZM188 179H189V178H188ZM193 179H194V178H193ZM193 179H192V180H193ZM198 179H199V178H198ZM85 180H86V176H85V179H84L83 181H85ZM90 180H91V179H88L89 182H90ZM101 180H102V179H101ZM101 180H100V181H101ZM125 180H126V178H125ZM182 180H184V179L182 178ZM196 180H197V179H195L193 182H196ZM73 181H75V180H73ZM81 181H82V180H80V182H81ZM83 181H82V182H83ZM91 181L93 182V179H92ZM156 181H157V180H156ZM18 182H19V180H18ZM80 182H78V183H80ZM101 182H102V181H101ZM121 182H122V181H121ZM124 182H125V181H124ZM71 183H72V182H71ZM73 183H74V182H73ZM102 183H103V182H102ZM122 183H123V182H122ZM157 183H158V182H157ZM74 184H75V183H74ZM95 184H96V183H95ZM158 184H159V183H158ZM126 185H127V184H126ZM135 185H136V184H135ZM129 186H130V185H129ZM133 186H134V185H133ZM159 186H160V185H159ZM136 187H138L137 189H138V191H140L141 188L144 189V188H146L147 186H145V187L142 186L140 189H139L140 186L137 185ZM143 187H144V188H143ZM154 187H155V186H153V187L151 186V189L154 188ZM130 188H132V187L130 186ZM133 188H134V187H133ZM122 189H123V188H122ZM122 189H121V190H122ZM126 189H127V188H125V190H126ZM147 189H148V188H146V190H147ZM121 190H120V191H121ZM128 190L131 191L132 189H131V190L128 189ZM146 190H145V191H142V190H141V193H142V192H143V193L146 192ZM133 191H136V189L133 190ZM102 192H103V191H102ZM117 192H118V191H117ZM125 193H126V191H125ZM137 193H138V192H137ZM137 193H135V194H137ZM143 193H142L141 197L144 196V195H146V194L143 195ZM100 194H101V193H100ZM113 194H114V193H113ZM122 194H123V193H122ZM126 194H127V193H126ZM126 194H125V195H126ZM130 194H131V193H130ZM130 194H129V195H130ZM132 194H133V193H132ZM132 194H131V195H132ZM135 194H133V196H135ZM131 195H130V196H131ZM139 195H140V194H139ZM119 196H120V195H119ZM119 196H118V200H119ZM122 196H124V195H122ZM136 196H138V195H136ZM120 197H121V196H120ZM126 197H128V196L126 195ZM102 198H103V197H102ZM133 198H134V197H133ZM139 198H140V197H139ZM139 198L137 197V198H134V199H135V201H136V199H139ZM143 198H144V197H143ZM6 199H5V200H6ZM99 199H101V198H99ZM121 199H122V198H121ZM7 200H6V201H7ZM108 200H109V199H106V201H104V202H105V205H106V203H107ZM114 200H115V199H114ZM140 200H141V198H140ZM143 200H145V199H143ZM4 202H5V201H4ZM102 202H103V201H102ZM102 202H101V203H102ZM104 202H103V203H104ZM110 202H111V201H110ZM97 203H98V202H97ZM89 204H90V202H89ZM89 204H88V205H89ZM110 204H111V203H110ZM135 204H136V203H135ZM138 204H139V203H138ZM66 205H67V204H66ZM108 205H109V204H108ZM114 205H115V203L113 204V202H112V207H113ZM158 205H159V204H158ZM160 205H161V204H160ZM89 206H90V205H89ZM3 207H5V208H6V207H7V208H13L9 203H8V204H2V202H1V204H0V209L3 208ZM67 207H68V206H67ZM67 207H66V209H67ZM90 207H92V206H90ZM105 207H106V206H105ZM109 207H111V206H109ZM135 207H136V206H135ZM135 207H133V209H134ZM158 207H159V206H158ZM68 208H69V207H68ZM87 208H88V207H87ZM87 208H86V211H87ZM106 208H108V207H106ZM106 208H105V209H106ZM119 208H120V206H119ZM136 208H137V207H136ZM156 208H157V207H156ZM159 208H160V207H159ZM159 208H157V210H161V209H159ZM77 209H78V208H77ZM90 209H91V208H90ZM95 209H97V208H95ZM95 209H94V210H95ZM105 209H104V210H105ZM114 209L118 210L116 207H115ZM114 209L112 208V209L110 210V212H111L112 210L114 211ZM120 209H121V208H120ZM123 209H124V207L122 206V210H123ZM131 209H132V208H131ZM73 210H75V208H74ZM73 210L71 209V211H73ZM84 210H85V209H84ZM94 210H93V211H94ZM107 210H109V209H107ZM126 210H127V208H126ZM128 210H129V212H130V209H128ZM134 210H135V209H134ZM162 210H163V209H162ZM65 211H66V210H65ZM67 211H68V210H67ZM88 211L91 213V210H88ZM99 211H101V210H99ZM99 211H97V212L100 213ZM102 211H103V210H102ZM105 211H106V210H105ZM132 211H133V210H132ZM103 212H104V211H103ZM108 212H109V211H108ZM110 212H109V214H110ZM118 212H119V210H118ZM120 212H121V210H120ZM123 212L125 213V211H123ZM126 212H127V211H126ZM57 213H58V212H57ZM63 213H64V212H63ZM74 213H76V212H74ZM83 213L85 214V212H83ZM87 213H88V212H87ZM95 213H96V212H94V214H95ZM98 213H97V214H98ZM124 213H123V214H124ZM58 214H61V213H58ZM101 214H102V213H101ZM105 214H106V213H105ZM78 215H79V212H78V214H76L75 216H73V215H69V217H68L65 221L60 222L59 225H57V224H56V225H48V226H47V225H35V224L31 223V222L28 223V224H27V222H25L26 224H22V225L17 224V225H19V226L13 228V229L11 230V233L9 232V234L7 233V235H5V236L3 235V237H0V255H1L2 252L9 251V252H11V254L13 253V254L10 255L9 257H13L14 254H15V252H18V253H19V251L21 252L22 250H26L27 253H28V256H30V255H34L36 258H37V256H39V258L42 259L41 256L44 257V255H45L44 252H48V253H49V251H47V249H49V248H46V250L44 251V249H45V248H44V247H45V244L48 245V244H51V243H52L51 251L53 252V251H55V247L58 246V244H59V245L62 244V240H63L62 237H65V238H66V236H65L66 234H71V236L74 237L76 241H79L78 243L81 242V243L79 244L80 247L82 246L81 244H85V245H86V246L84 245L85 247H87V246H91L92 244H91L90 240H88V235H87V234H88V233H90L91 235H92V234H94V235L97 234V236H98V233H95V230H96V229H93L94 231H89V229H90L91 227H89V229H88V231H87L88 226H87V228H85L86 231L83 230V227L80 228V226H81L82 223L80 222V219H79L80 216L77 217ZM88 215H89V214H88ZM124 215H125V214H124ZM124 215H122V216H124ZM59 216H60V215H59ZM92 216H93V213H92ZM107 216H110V215H107ZM157 216H158V215H157ZM84 217H86V216L84 215ZM105 217H106V216H105ZM110 218H112V217H110ZM119 218H120V216H119ZM123 218H124V217H123ZM123 218H122V219H123ZM152 218H153V217H152ZM155 218H156V217H155ZM102 219H103V218H102ZM102 219H100V220H102ZM108 219H109V218H108ZM122 219L120 218L121 221H122ZM125 219H127V218H125ZM56 220H57V219H56ZM150 220H151V219H150ZM152 220H153V219H152ZM154 220H155V219H154ZM107 221H108V220H107ZM156 221H158V220H156ZM34 222H35V220H34ZM36 222H37V221H36ZM39 222H40V221H39ZM99 222H100V221H99ZM18 223H20V222H18ZM21 223H22V222H21ZM21 223H20V224H21ZM48 223H49V222H48ZM80 223H81V224H80ZM102 223H103V221H102ZM104 223H106V222H104ZM104 223H103V224H104ZM108 223H109V222H108ZM37 224H39V223H37ZM95 224H96V223H95ZM98 224H99V223H98ZM103 224H102V225H103ZM109 224H110V223H109ZM109 224L107 225L108 227H109ZM15 225H16V224H15ZM96 225H97V224H96ZM100 225H101V223H100ZM102 225H101V226H102ZM10 226H11V225H10ZM13 226H14V225H13ZM89 226H91V225H89ZM98 226H99V225H98ZM103 226H105V225H103ZM103 226H102V227H103ZM85 227H86V226H85ZM95 227H96V226H95ZM102 227L100 228L101 230H102ZM8 228H10V227H8ZM69 228H70V229H69ZM92 228H93V227H92ZM97 228H99V227H97ZM68 229H69V230H68ZM100 229H98V230H100ZM103 229H104V227H103ZM105 229H106V228H105ZM105 229H104V230H105ZM104 230H102V231H104ZM2 231H4V230H2ZM102 231H101V233H102ZM104 232H105V231H104ZM104 232H103V233H104ZM62 233H63V234H62ZM99 233H100V232H99ZM5 234H6V233H5ZM61 234H62V236H61ZM60 236H61V237H60ZM103 236H104V235H103ZM67 237H68V236H67ZM69 238H71V237H69ZM69 238H68V239H69ZM104 238H106V237H104ZM124 238H125V237H124ZM92 239H93V238H92ZM66 240H67V239H66ZM102 240H103V238H102ZM67 241H68V243H71V244H74V243H75V242L72 243L73 241L70 242V240H67ZM60 242H61V243H60ZM103 242H105V240H104ZM129 242H130V241H129ZM161 242H162V241H161ZM100 243H101V242H100ZM71 244H70L69 246H71ZM65 245L67 246V243H66V242H65ZM43 246H44V247H43ZM69 246H68V247H69ZM73 246H74V245H72V247H73ZM76 246H78V245L76 244ZM58 247H59V246H58ZM68 247H67V249L71 248V247H69V248H68ZM80 247H79V248H80ZM59 248H60V247H59ZM73 248H74V247H73ZM73 248H71V249H73ZM87 248H88V247H87ZM106 248H107V247H106ZM75 249H76V248H74V252H75ZM81 249H83V246L81 247ZM77 250H78V248H77ZM83 250H84V249H83ZM83 250H82V251H83ZM159 250H160V249H159ZM51 251H50V252H51ZM105 251L107 252V250H105ZM71 252H72V251H71ZM76 252H78V251H76ZM23 253H24V252H23ZM25 253H26V252H25ZM4 254H6V253H4ZM7 254H9V253H7ZM67 254H68V253H67ZM78 254H79V253H78ZM157 254H158V253H157ZM2 255H3V254H2ZM57 255H58V254H57ZM73 255H74V254H73ZM22 256H23V255H22ZM74 256H75V258H78V257H79V256L76 257V255H74ZM158 256H159V255H158ZM23 257H24V256H23ZM30 257H31V256H30ZM100 257H101V256H100ZM100 257H98V258H100ZM0 258H1V257H0ZM4 258H5V257H4ZM101 258H102V257H101ZM1 259H2V258H1ZM34 259H35V258H34ZM34 259H33V257H31L30 259H23V258H19V257L15 256V257H13V259L11 260V259H9V258L7 259V257H6V260H0V264H37L38 260H37V262H34V263L32 262V263H30V260H34ZM72 259H74V258H72ZM14 260H15V262H14ZM95 260H96V258H95ZM95 260H94V261L92 260L91 262H90V261H89V262L93 264V262H95ZM98 260H100V259H98ZM103 260H104V259H103ZM107 260H108V259H107ZM2 261H3V262H2ZM1 262H2V263H1ZM51 262H52V261H51ZM80 262H81V261H80ZM83 262H84V261H83ZM100 262H101V261H100ZM41 263H42V262H41ZM86 263H87V262H86ZM86 263H84V264H86ZM96 263H98V262H96ZM38 264H40V263L38 262ZM80 264H81V263H80ZM101 264H102V263H101Z\"/></svg>",
  "mask_w": 264,
  "mask_h": 264
}]
</instances>
